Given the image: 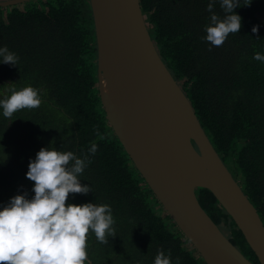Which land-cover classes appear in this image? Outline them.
<instances>
[{"label":"trees","instance_id":"trees-1","mask_svg":"<svg viewBox=\"0 0 264 264\" xmlns=\"http://www.w3.org/2000/svg\"><path fill=\"white\" fill-rule=\"evenodd\" d=\"M156 49L180 82L200 124L257 209L264 223V0L234 9L238 33L224 44L207 42L209 0H139ZM26 4L20 8V4ZM214 12L225 13L216 0ZM258 26V32L252 28ZM18 55L0 63V99L33 86L42 103L10 119L0 109V210L16 195L34 197L28 164L42 147L89 156L80 176L92 191L68 203L111 206L115 236L99 243L89 234L91 264H154L170 250L173 264H205L134 167L110 127L98 95L97 50L89 0H28L0 6V47ZM2 59V58H0ZM97 132L100 135H97ZM103 137V138H101ZM95 143L94 156L88 149ZM230 169V168H229ZM198 200L230 241L259 264L242 233L205 188Z\"/></svg>","mask_w":264,"mask_h":264},{"label":"water","instance_id":"water-1","mask_svg":"<svg viewBox=\"0 0 264 264\" xmlns=\"http://www.w3.org/2000/svg\"><path fill=\"white\" fill-rule=\"evenodd\" d=\"M28 0H0V6ZM98 95L134 167L205 264H255L198 200L208 189L264 264V223L160 57L139 0H89ZM91 264V263H90Z\"/></svg>","mask_w":264,"mask_h":264},{"label":"clouds","instance_id":"clouds-1","mask_svg":"<svg viewBox=\"0 0 264 264\" xmlns=\"http://www.w3.org/2000/svg\"><path fill=\"white\" fill-rule=\"evenodd\" d=\"M252 0H244L245 6ZM216 0H209L211 13L204 39L215 47L224 44L229 34L238 33L242 27L241 16L234 9L241 0H220L225 15L215 12ZM258 32V26L252 28ZM0 63L17 65L19 57L0 47ZM253 59L264 62V54L255 53ZM10 95L0 99V109L5 118H11L24 109L39 108L40 90L26 86L19 90L9 88ZM97 135H100L97 132ZM103 138V137H101ZM98 151L93 143L88 149L92 156ZM91 163L88 155L77 156L72 151L42 147L30 160L27 179L34 182V197L16 195L0 210V264H90L88 254L89 234L94 233L99 243H108L115 236L116 223L108 204L68 203L70 194H87L92 191L81 184L80 176ZM154 264H173L172 254L160 250ZM175 264H180L177 257Z\"/></svg>","mask_w":264,"mask_h":264},{"label":"rangeland","instance_id":"rangeland-1","mask_svg":"<svg viewBox=\"0 0 264 264\" xmlns=\"http://www.w3.org/2000/svg\"><path fill=\"white\" fill-rule=\"evenodd\" d=\"M26 4H27V3H26ZM26 4H24V3H23V4H20L19 7H20V8H24ZM228 166H229L230 170H231L232 173H233V171H234V167H233V165H232V162H229V163H228ZM160 213H165V211L162 210ZM224 231H225V230H224Z\"/></svg>","mask_w":264,"mask_h":264}]
</instances>
